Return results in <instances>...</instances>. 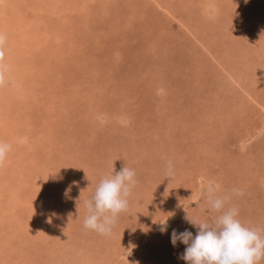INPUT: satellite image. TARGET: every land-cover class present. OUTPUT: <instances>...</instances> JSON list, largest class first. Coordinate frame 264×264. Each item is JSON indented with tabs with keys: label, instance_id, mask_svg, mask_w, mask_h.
Wrapping results in <instances>:
<instances>
[{
	"label": "rangeland",
	"instance_id": "rangeland-1",
	"mask_svg": "<svg viewBox=\"0 0 264 264\" xmlns=\"http://www.w3.org/2000/svg\"><path fill=\"white\" fill-rule=\"evenodd\" d=\"M0 29V264H187L171 234L220 215L209 186L264 228V0H0ZM123 167L127 211L85 230Z\"/></svg>",
	"mask_w": 264,
	"mask_h": 264
},
{
	"label": "clouds",
	"instance_id": "clouds-1",
	"mask_svg": "<svg viewBox=\"0 0 264 264\" xmlns=\"http://www.w3.org/2000/svg\"><path fill=\"white\" fill-rule=\"evenodd\" d=\"M245 2L247 3V0ZM4 42L5 37L0 34V60L4 57ZM4 79V75L0 73V86L3 85ZM10 151L11 145L0 141V165L4 163ZM173 170L172 161H168V174L172 175ZM135 175V171L128 167H123L115 174L113 168L110 175L100 180L94 194L84 201L87 210L83 220L85 230L105 236L111 234L117 216L128 209V197L137 182ZM214 192L215 188L212 186L206 190L208 206L220 213L214 222L188 220L198 228L195 236L188 230L179 234L173 230L172 245L175 246L177 241L187 245L180 258L187 264H260L264 259V235L261 234L264 228L242 224L237 218L239 210L236 207H225L229 197H213ZM233 192L243 195L239 189H234ZM161 225L163 232L166 230V221ZM131 247L125 251L126 257L131 255ZM132 264L138 262L134 261Z\"/></svg>",
	"mask_w": 264,
	"mask_h": 264
},
{
	"label": "bare ground",
	"instance_id": "bare-ground-1",
	"mask_svg": "<svg viewBox=\"0 0 264 264\" xmlns=\"http://www.w3.org/2000/svg\"><path fill=\"white\" fill-rule=\"evenodd\" d=\"M55 1L58 2V0H55ZM55 3H56V2H55ZM59 4H60V3H59ZM162 4H163V2H162ZM52 7H53V6H52ZM66 8H67V7H66ZM163 9H164V8H163ZM165 9H166V8H165ZM165 9H164V10H165ZM167 9H168V7H167ZM169 10H170V9H169ZM87 12H88V11H87ZM167 12H168V11H167ZM55 14H56V13H55ZM55 14H54V15H55ZM68 18H69V17H68ZM248 22H249V19H248L247 23H248ZM20 24H21V23H20ZM37 25H38V24H37ZM188 25H189V24H188ZM52 26H53V25H52ZM37 27H38V26H37ZM9 28H10V26H8V31H9ZM187 28H188V27H187ZM0 30H1V29H0ZM4 30H5V29H4ZM11 30H12V29H11ZM6 31H7V27H6ZM8 31H7V32H8ZM188 31H189V30H188ZM28 32H29V30H28ZM189 33H190V32H189ZM47 34H48V32H47ZM50 35H51V34H50ZM52 37H53V36H52ZM4 45H5V44H4ZM4 45H3V46H4ZM6 45H7V44H6ZM64 54H65V52H64ZM25 55H26V54H25ZM3 58H4V57H3ZM3 62H4V59L0 60V63H3ZM21 64H22V63H21ZM21 66H22V65H21ZM26 67H27V66H26ZM28 71H30V70H28ZM32 76H33V75H32ZM85 77H86V76H85ZM33 78H34V77H33ZM37 79H38V78H37ZM215 82H216V81H215ZM27 84H28V83H27ZM243 91L246 93V95H250L251 93H254L256 90H254V89H250V88H247V89L244 88ZM1 92L3 93V91H1ZM1 92H0V93H1ZM15 95H16V94H15ZM254 95H255V94H254ZM243 96H245V95H243ZM255 96H257V95H255ZM251 97H252V95H251ZM251 97H250V98H251ZM238 108H239V107H238ZM1 119H2V117H1ZM26 120H27V118H26ZM49 129H50V128H49ZM54 129H56V128H54ZM260 129H264V121H263V124H262L261 128H258L257 130L262 131V130H260ZM44 130H45V129H44ZM50 130H51V129H50ZM56 131H57V130H56ZM46 132H47V131H46ZM63 133H64V132H63ZM42 134H43V133H42ZM56 134H57V133H56ZM64 134H65V133H64ZM48 136H49V133H48ZM48 136L45 135V137H48ZM45 139H48V138H45ZM0 140H1V139H0ZM4 164H5V163H4ZM29 164H30V163H29ZM12 165H13V164H12ZM24 165H25V164H24ZM24 165H23V166H24ZM11 168H12V167H11ZM56 170H57V169H56ZM17 171H18V168H17ZM23 171H24V170H23ZM11 172L14 173V175H15L14 178L17 177V175H19V174L22 173V172L19 173V171L16 172V169H15V168H14V169L12 168ZM12 173H11V174H12ZM16 173H17V174H16ZM11 174H10V175H11ZM11 176L13 177V175H11ZM20 176H21V175H20ZM20 176H19V177H20ZM199 178H200V177H199ZM29 180H30V179H29ZM15 182H17V181L15 180ZM26 182H27V181H26V180L23 181V179L20 180V181H18V186H19L18 188L20 189V191H21L22 193L24 192V191H23L24 186H25L27 183H29V182H27V183H26ZM8 183H9V182H8ZM23 183H24V184H23ZM9 184H10V183H9ZM10 185H11V184H10ZM30 185L32 186V183H31ZM28 186H29V184H28ZM28 186H27V187H28ZM3 188H4V187H3ZM28 188H29V187H28ZM31 188H32V187H31ZM9 189H10V188H9ZM1 190H2V189H1ZM29 190H30V192L32 191L31 189H29ZM196 191H197V190H196ZM44 193H45V192H44ZM193 194H194V193H193ZM59 195H60V194H59ZM45 197H47V195H45ZM29 198H31V196H29ZM191 200H192V199H191ZM191 202H192V201H191ZM193 202H194V201H193ZM190 204H192V203H190ZM183 205H184V203H183ZM185 205H187V204H185ZM184 210H185V209H184ZM184 210H183V211H184ZM184 212H185V211H184ZM35 213H36V212H35ZM38 214H39V213H38ZM177 215H178V214H177ZM179 215H180V214H179ZM38 217H39V216H38ZM171 218H172V216H171ZM153 225H154L153 228H155V229H156V227H159V225H158V221L154 220ZM159 230H160V229H159ZM149 234H150V233H149ZM149 234H148V233H147V234H144V236L141 237V239H142L141 241H142V242H146V241L149 239V236H150ZM105 246H106V245H105ZM135 246H136V245H135ZM135 246H134V247H135ZM139 246H140V245H139ZM129 248H130V247L125 248V251L129 250ZM125 251H124V254L126 253ZM132 251L134 252L133 247H131V252H132ZM151 252H154V251H151ZM155 252H156V251H155ZM155 252L153 253V255H155ZM132 254H133V253H132ZM153 255H150L151 258L154 257ZM154 258H155V257H154ZM43 259H44V258H43ZM52 259H53V258H52ZM53 260H54V259H53Z\"/></svg>",
	"mask_w": 264,
	"mask_h": 264
}]
</instances>
